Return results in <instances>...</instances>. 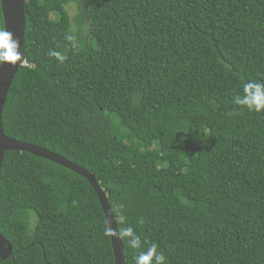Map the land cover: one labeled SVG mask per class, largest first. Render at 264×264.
I'll use <instances>...</instances> for the list:
<instances>
[{
	"label": "trees",
	"instance_id": "1",
	"mask_svg": "<svg viewBox=\"0 0 264 264\" xmlns=\"http://www.w3.org/2000/svg\"><path fill=\"white\" fill-rule=\"evenodd\" d=\"M24 10L2 129L94 175L119 236L133 230L120 236L125 264L152 243L164 264H264V110L234 103L245 82L264 83V0H25ZM106 228L82 175L4 152L11 255L0 264H115Z\"/></svg>",
	"mask_w": 264,
	"mask_h": 264
},
{
	"label": "water",
	"instance_id": "2",
	"mask_svg": "<svg viewBox=\"0 0 264 264\" xmlns=\"http://www.w3.org/2000/svg\"><path fill=\"white\" fill-rule=\"evenodd\" d=\"M0 5L4 21V30L12 33V39L18 42V51L20 52V55H22L25 29V0H0ZM20 64L21 59L18 60L15 65H11L8 62L0 64V167L5 151L20 150L27 151L36 156L51 160L59 165L73 170L74 172L86 178L93 187L98 197L107 228L114 230L116 233L115 235L110 236L112 251L114 255V263L125 264L123 246L116 226V220L113 216L112 209L108 204L106 194L98 185L94 175L78 164L64 158L57 153L34 144L18 141L7 136L4 133L1 123L3 105L7 96L8 89ZM10 255V242L0 233V260L8 258Z\"/></svg>",
	"mask_w": 264,
	"mask_h": 264
},
{
	"label": "clouds",
	"instance_id": "3",
	"mask_svg": "<svg viewBox=\"0 0 264 264\" xmlns=\"http://www.w3.org/2000/svg\"><path fill=\"white\" fill-rule=\"evenodd\" d=\"M67 40L75 41L74 36H67ZM75 46V45H74ZM50 56L55 57L59 62H63L66 57L58 51H50ZM21 59L20 52L18 51V42L12 39V33L0 29V64L8 62L11 65H15L18 60ZM234 103L242 107H246L249 111H255L257 113L264 110V83L248 81L243 84V95L234 98ZM121 224L124 220L120 221ZM106 235H115V231L106 228ZM133 230L131 227L123 228L120 232V236H132ZM140 238L136 236L131 241V247L139 248ZM136 264H164L165 257L162 253L157 252V244L152 243L146 252H141L135 257Z\"/></svg>",
	"mask_w": 264,
	"mask_h": 264
},
{
	"label": "rangeland",
	"instance_id": "4",
	"mask_svg": "<svg viewBox=\"0 0 264 264\" xmlns=\"http://www.w3.org/2000/svg\"><path fill=\"white\" fill-rule=\"evenodd\" d=\"M66 9L70 15V18H72L74 13H75L74 6L73 5H66Z\"/></svg>",
	"mask_w": 264,
	"mask_h": 264
}]
</instances>
